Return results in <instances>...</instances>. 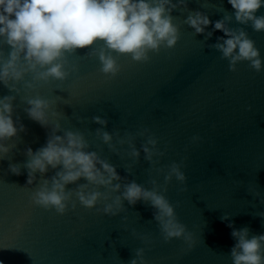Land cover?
<instances>
[{"label": "water", "instance_id": "1", "mask_svg": "<svg viewBox=\"0 0 264 264\" xmlns=\"http://www.w3.org/2000/svg\"><path fill=\"white\" fill-rule=\"evenodd\" d=\"M188 8L205 12L213 22L222 19L225 12L234 13L228 0H188ZM187 14L172 12L174 23L180 26V39L173 48L150 52L148 62H135L130 55L117 56L121 70L114 78L100 72L98 57L87 56L88 49H78L68 57L78 70L63 82L53 80L35 91L25 90L21 82L20 94L0 83V98L16 97L13 119L19 118L27 129L8 141L9 157L0 159L3 264H129L140 247H145L146 264H233L230 250L236 241L229 223L236 229L249 228V237L264 234V219L258 216L264 212V203H260L264 200V70L256 72L243 61L235 72L230 71L221 53L207 46L224 33L216 31L205 41L204 35H195L183 23ZM262 14L264 7L257 12ZM230 26L245 27L264 60V32L238 25L234 15ZM211 30L210 25L207 31ZM100 46L95 45L97 49ZM0 49L5 55L11 51L7 44H0ZM37 95L56 101L51 111L58 116L49 111L52 125L59 123L63 130L83 133L90 151L116 166L121 177L146 188L151 189L149 181L153 178L162 185L164 176L150 171L143 153L138 163L129 159L124 151L127 145L120 156L110 151L96 137L95 130L101 126L92 121L93 116L107 119L105 130L119 132L121 137L126 132L150 129L159 140L158 147L165 151L157 167L186 158L181 169L186 185L173 178L164 194L174 206L180 202L175 212L193 234V246L189 249L178 239L164 242L153 218L154 209L143 202L131 206L124 201L126 211L116 217L87 209L78 201L75 209L70 204L64 215L34 206L31 192L55 170L49 169L44 176L37 173L33 185L24 187L27 169L21 168L22 175L17 176L9 165L25 163L27 148L35 152L46 143L50 129L41 127L24 111L26 99ZM193 136L202 139L191 143ZM144 140L136 138L138 149ZM128 164L133 165L130 175L125 170ZM77 183L86 181L82 178ZM185 186L187 191L180 192ZM225 214L228 220L221 219ZM139 235H148L154 243L146 247Z\"/></svg>", "mask_w": 264, "mask_h": 264}, {"label": "clouds", "instance_id": "2", "mask_svg": "<svg viewBox=\"0 0 264 264\" xmlns=\"http://www.w3.org/2000/svg\"><path fill=\"white\" fill-rule=\"evenodd\" d=\"M228 3L234 13L225 12L222 19L213 22L205 12L190 10L188 0H0V44L11 48L7 55L0 49V83L9 91L20 94L18 85L21 82L24 89L30 91L53 80L63 82L78 70L68 59L78 49H88L87 56L98 57L100 72L114 78L121 70L117 56L130 55L135 62H148L150 52L159 53L161 48L170 49L177 44L180 26L174 23L176 17L172 15L177 10L188 13L183 23L192 28L195 35H204L205 41L216 31L224 33L216 38V43L207 46L221 53L220 58L228 61L230 71L235 72L238 63L248 61L251 69L261 72L264 60L255 41L245 27L230 25L234 15L238 25H250L256 32H264V14L257 15L264 7V0H228ZM210 25L212 30L207 31ZM97 43L101 45L98 49ZM27 76L31 79L26 80ZM15 99L13 95L0 98V159L9 157L8 141L27 131L19 118L13 119ZM25 102L28 107L24 111L28 117L50 131L44 146L35 152L31 147L27 148V161L10 164L9 170L19 176L22 175L21 168L27 169L24 187L33 185L37 173L44 176L49 169L55 170L54 175L43 179L31 192L30 201L34 206L49 211L54 209L57 214L64 215L69 205L75 209L78 201L87 209L95 208L99 214L116 217L126 211L124 201L131 206L143 202L154 209L153 218L164 242L178 239L188 244L189 249L193 246V234L175 212L180 202L174 206L164 194L173 178L180 185H186L187 177L181 170L186 158L179 163L157 167L165 151L158 147L159 140L150 129L143 128L135 134L126 132L121 137L119 132L105 130L107 119L93 116L92 121L101 126L95 130L96 137L110 151L120 156L121 149L127 145L124 151L129 159L138 163L143 153L144 160L151 165L150 171L164 176L162 185L153 178L149 181L151 189L146 188L135 180H128L127 176L121 177L116 166L102 159L96 151H90L83 133L63 130L59 123L52 125L49 111L56 104L55 100L37 95ZM51 115L56 117L58 113L51 111ZM58 132L63 135H57ZM137 137L145 138L139 149L135 143ZM201 139L193 136L191 143ZM132 167V164L125 166L129 175ZM82 178L86 183H77ZM69 184L77 186L68 189ZM179 191L185 192L187 187H181ZM112 193L119 194L113 197ZM254 195L259 197L260 193ZM100 204L103 206L97 207ZM258 216L264 219V212ZM221 219L228 220L229 215L225 214ZM227 226L232 229L231 236L236 241L230 250L233 264H264V234L249 237V228L236 229L232 223ZM138 239L146 247L154 243L148 235H139ZM129 264H146L145 247L135 250Z\"/></svg>", "mask_w": 264, "mask_h": 264}]
</instances>
